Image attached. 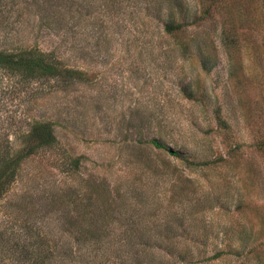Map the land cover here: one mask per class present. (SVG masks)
<instances>
[{
	"label": "rangeland",
	"instance_id": "374dc122",
	"mask_svg": "<svg viewBox=\"0 0 264 264\" xmlns=\"http://www.w3.org/2000/svg\"><path fill=\"white\" fill-rule=\"evenodd\" d=\"M170 1L197 24L165 33L166 0H0V50L37 47L83 72L0 73V143L20 148L36 120L57 140L21 162L0 231L30 221L72 239L64 225L88 201L84 184L107 183L132 187L154 225L132 236L228 245L184 264H264V0Z\"/></svg>",
	"mask_w": 264,
	"mask_h": 264
},
{
	"label": "trees",
	"instance_id": "16d2710c",
	"mask_svg": "<svg viewBox=\"0 0 264 264\" xmlns=\"http://www.w3.org/2000/svg\"><path fill=\"white\" fill-rule=\"evenodd\" d=\"M166 4L168 17L162 28L165 33L172 34L197 24L196 19L182 15L181 9L172 10L175 1L166 0ZM3 72H17L27 79H83L81 70L67 67L56 54L37 47L0 50V73ZM24 137L18 149L0 143V200L16 181L24 159L57 144L52 122L48 120L33 121ZM150 143L162 152L178 155L155 139H151ZM78 163L77 159L73 166ZM84 186L90 188V193L86 194L87 203L79 207L76 205L77 220L64 225L70 230L72 239L53 238L34 222L9 223L5 220L3 230H10V235L4 237V232L0 231V264H167L166 247L177 249L178 252L171 257L184 264L210 261L229 251L225 248L227 244L215 246L207 239L132 236V231L144 232L149 225L154 226L138 218V210L132 207V195L127 190L132 187L117 188L114 192L107 183L101 186L86 183ZM92 196L99 203L92 202ZM157 226L160 229L161 224Z\"/></svg>",
	"mask_w": 264,
	"mask_h": 264
}]
</instances>
